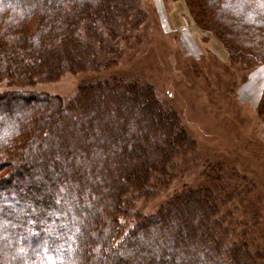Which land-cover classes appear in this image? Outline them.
Masks as SVG:
<instances>
[{
  "label": "trees",
  "instance_id": "16d2710c",
  "mask_svg": "<svg viewBox=\"0 0 264 264\" xmlns=\"http://www.w3.org/2000/svg\"><path fill=\"white\" fill-rule=\"evenodd\" d=\"M185 3L226 60L245 67L241 81L264 67V0ZM142 18L135 0H0V264H264L227 208L250 185L239 189L218 162L203 186L183 187L154 212L130 211L196 150L151 85L91 78L70 98L25 88L99 69L95 41L117 52L115 36Z\"/></svg>",
  "mask_w": 264,
  "mask_h": 264
},
{
  "label": "rangeland",
  "instance_id": "374dc122",
  "mask_svg": "<svg viewBox=\"0 0 264 264\" xmlns=\"http://www.w3.org/2000/svg\"><path fill=\"white\" fill-rule=\"evenodd\" d=\"M135 2L143 18L135 27L127 25L122 34L115 36L117 52L102 49L95 41V54L102 60L99 69L65 71L54 79L25 88L70 98L80 83L91 78H135L151 85L157 97L179 114L196 141V150L178 160L181 171L166 187L149 197L134 199L130 211L154 212L183 187L203 186L218 176L213 164L218 162L231 173L232 183H240L239 189L250 185L245 201L235 199L227 208L237 221L234 228L247 226L254 245L263 251L264 139L258 131L264 113L259 112L258 103L242 102L235 94L237 83L247 70L239 63L222 61L208 45L206 35H196L193 27L197 25L185 0ZM103 33L109 37L106 29ZM187 35L196 41L201 52L188 53V41L184 39ZM109 59L111 62L105 66ZM4 84L0 83V90L6 88Z\"/></svg>",
  "mask_w": 264,
  "mask_h": 264
},
{
  "label": "crops",
  "instance_id": "0c3cea01",
  "mask_svg": "<svg viewBox=\"0 0 264 264\" xmlns=\"http://www.w3.org/2000/svg\"><path fill=\"white\" fill-rule=\"evenodd\" d=\"M193 30L196 32V35L199 34V37H201V35H206L205 39L207 40L208 45L212 46V48L215 49L213 51L216 53V55L220 57V59H222V61L227 59V52L225 48L214 36L209 34V32L206 33L197 26H194ZM184 39L188 41L185 44L186 48L189 47L188 53L193 54L194 52L198 54L199 52H201V50L197 48L198 46L196 45V41H193L190 37H188V35ZM207 49L211 51V49ZM263 85L264 67L263 65L259 64L247 74L244 80L237 83V86L235 88V94L237 95L240 101L249 102L251 104L256 105L259 101ZM258 135H260L261 139H264V121L261 122V129L258 131Z\"/></svg>",
  "mask_w": 264,
  "mask_h": 264
}]
</instances>
